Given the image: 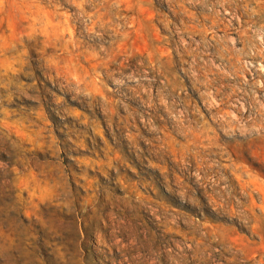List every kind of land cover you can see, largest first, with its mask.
Masks as SVG:
<instances>
[{
    "label": "rangeland",
    "instance_id": "obj_1",
    "mask_svg": "<svg viewBox=\"0 0 264 264\" xmlns=\"http://www.w3.org/2000/svg\"><path fill=\"white\" fill-rule=\"evenodd\" d=\"M0 264H264V0H0Z\"/></svg>",
    "mask_w": 264,
    "mask_h": 264
},
{
    "label": "bare ground",
    "instance_id": "obj_2",
    "mask_svg": "<svg viewBox=\"0 0 264 264\" xmlns=\"http://www.w3.org/2000/svg\"><path fill=\"white\" fill-rule=\"evenodd\" d=\"M226 122H228V123H232V120L226 119Z\"/></svg>",
    "mask_w": 264,
    "mask_h": 264
}]
</instances>
